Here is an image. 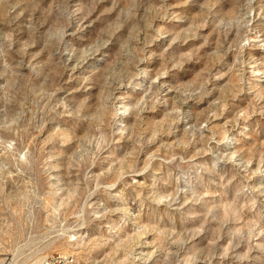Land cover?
I'll list each match as a JSON object with an SVG mask.
<instances>
[{"label":"rangeland","instance_id":"374dc122","mask_svg":"<svg viewBox=\"0 0 264 264\" xmlns=\"http://www.w3.org/2000/svg\"><path fill=\"white\" fill-rule=\"evenodd\" d=\"M264 264V0H0V264Z\"/></svg>","mask_w":264,"mask_h":264},{"label":"built area","instance_id":"2783aa9c","mask_svg":"<svg viewBox=\"0 0 264 264\" xmlns=\"http://www.w3.org/2000/svg\"><path fill=\"white\" fill-rule=\"evenodd\" d=\"M75 263V258L72 255L54 254L51 257L39 262L38 264H67Z\"/></svg>","mask_w":264,"mask_h":264},{"label":"bare ground","instance_id":"6f19581e","mask_svg":"<svg viewBox=\"0 0 264 264\" xmlns=\"http://www.w3.org/2000/svg\"><path fill=\"white\" fill-rule=\"evenodd\" d=\"M34 264H36V263H34ZM67 264H74V263H67Z\"/></svg>","mask_w":264,"mask_h":264}]
</instances>
